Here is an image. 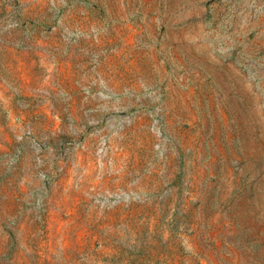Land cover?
I'll return each instance as SVG.
<instances>
[{"label":"rangeland","instance_id":"obj_1","mask_svg":"<svg viewBox=\"0 0 264 264\" xmlns=\"http://www.w3.org/2000/svg\"><path fill=\"white\" fill-rule=\"evenodd\" d=\"M0 264H264V0H0Z\"/></svg>","mask_w":264,"mask_h":264},{"label":"crops","instance_id":"obj_2","mask_svg":"<svg viewBox=\"0 0 264 264\" xmlns=\"http://www.w3.org/2000/svg\"><path fill=\"white\" fill-rule=\"evenodd\" d=\"M11 47L7 46V50H9ZM5 47L3 46V51L5 52ZM23 54V58L19 59L17 58L16 60H22L24 62H29V63H34L38 60L37 56L44 55L45 53L42 51L39 53V51L34 50L33 48L26 49V50H20ZM3 55H6L3 54ZM47 55V54H46ZM7 56V55H6Z\"/></svg>","mask_w":264,"mask_h":264}]
</instances>
